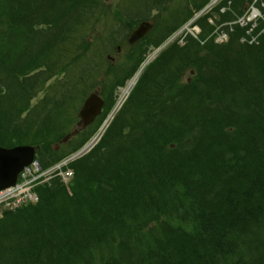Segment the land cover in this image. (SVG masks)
Masks as SVG:
<instances>
[{
  "label": "trees",
  "instance_id": "1",
  "mask_svg": "<svg viewBox=\"0 0 264 264\" xmlns=\"http://www.w3.org/2000/svg\"><path fill=\"white\" fill-rule=\"evenodd\" d=\"M101 3L0 0V145L37 142L48 164L98 129L114 104L113 82L102 114L67 142L69 81L21 115L40 82L66 71L56 55L71 40L67 21L80 23ZM192 14L172 16L151 42ZM201 22L206 36L212 26ZM243 31L228 44L189 38L166 47L99 144L72 164L71 192L42 185L37 204L0 218V264H264V36L240 44ZM87 71L81 66L80 78Z\"/></svg>",
  "mask_w": 264,
  "mask_h": 264
},
{
  "label": "rangeland",
  "instance_id": "2",
  "mask_svg": "<svg viewBox=\"0 0 264 264\" xmlns=\"http://www.w3.org/2000/svg\"><path fill=\"white\" fill-rule=\"evenodd\" d=\"M105 3V8L103 10V13L101 14L100 12L97 13H91V14H87V17L83 18V21L80 23V25L77 27V38L74 39L72 42L69 43V48H73L74 46H77L80 52H82V48H84V57L80 58L79 63H81V61H92L90 62V67H88L90 69V71L92 70V68L95 66L94 62L95 59L97 61H99L101 63V66L99 67V72L98 73H93V70L91 71V74H87V75H91V78L88 77L85 81V83L83 84V89H87L89 91V93L91 91H94L96 89V87L100 84H103V87L106 89L109 88L110 84L113 82L115 85L117 84V80L113 79L112 74L110 75H106L105 70H106V66L108 64H113V65H117L122 63L124 61V55L126 53V51L128 50V45L124 44L123 40L125 35L128 32V27H124L121 26L119 24H116L119 26V33L116 35L115 37V43H110L107 40H105L104 42H102V39L105 37V32L108 30V27L110 24H114L115 20L119 14V10L120 9H124L125 5L128 4L131 8H133L134 11L138 12L139 8L143 7L144 3L146 0H103ZM180 0H175V3L178 2ZM219 2V1H218ZM216 2V4L218 3ZM193 6V4L191 3V7ZM236 7V8H235ZM254 7H258L260 9V13L264 16V0H233V2L231 3V10L228 11L226 16H236L240 13H247L249 11V14L253 11ZM223 11V9H222ZM222 11L218 12V11H211L207 16L211 17V15L216 16L217 20L222 18ZM156 10H154L153 8L149 9V11L147 12V15L149 17L154 16ZM256 12V11H254ZM257 14H259L258 12H256ZM139 15H135L134 17L137 18ZM127 25H130V23H126ZM230 23H228V25H230ZM225 25V26H228ZM221 25H219L220 27ZM114 29H116V27H113ZM190 28H187V30H185V34L186 32L189 30ZM191 29L197 33L198 28L195 27L194 25L191 26ZM83 38H88V42L87 41H82ZM226 36H220L217 38L218 41H225L226 40ZM117 45H121L123 47V50L117 51L116 50V46ZM144 48H147V46H144ZM108 54H111L113 57H115L114 60H110L108 59ZM154 59V58H153ZM122 62H119L121 61ZM73 74L69 76L70 81L74 82V81H78L79 80V75H80V67L77 66L75 68H73ZM104 73V74H103ZM192 71L187 70L184 74V79L186 80L189 75H192ZM68 76L66 75H62L59 74L57 76L54 77L53 80H51L48 85L54 83L56 80L58 81H64L67 80ZM96 80H98L96 82ZM56 81V82H57ZM55 82V83H56ZM54 83V84H55ZM112 85V84H111ZM62 90V86L61 85H57L55 87V89L51 90L52 93H57L60 92ZM103 91L105 92V89H103ZM121 92V88H117L116 91H114L115 94ZM45 96V91L39 93V95L37 96V98L34 99L32 104H35L36 102H38L39 99H41L42 97ZM82 97V93L80 91V88H78L75 91V95H74V101L72 100V98H70V101L72 100L73 105H69L68 110L71 113V108L73 109V114H75V117H77V111L76 107H81L80 105H82L80 103ZM80 103V105H79ZM83 103V102H82ZM75 111V112H74ZM23 144H31L32 141L29 140H24L22 141Z\"/></svg>",
  "mask_w": 264,
  "mask_h": 264
},
{
  "label": "water",
  "instance_id": "3",
  "mask_svg": "<svg viewBox=\"0 0 264 264\" xmlns=\"http://www.w3.org/2000/svg\"><path fill=\"white\" fill-rule=\"evenodd\" d=\"M148 29L149 25L143 23L132 35L133 37L144 35ZM102 105L103 100L96 93L90 95L80 113L85 126L94 120ZM34 153L35 148L32 146H18L11 149L0 146V189L15 183L18 173L32 161Z\"/></svg>",
  "mask_w": 264,
  "mask_h": 264
},
{
  "label": "bare ground",
  "instance_id": "4",
  "mask_svg": "<svg viewBox=\"0 0 264 264\" xmlns=\"http://www.w3.org/2000/svg\"><path fill=\"white\" fill-rule=\"evenodd\" d=\"M137 78H138V77L135 76L131 83L133 84V83L135 82V80H137Z\"/></svg>",
  "mask_w": 264,
  "mask_h": 264
}]
</instances>
